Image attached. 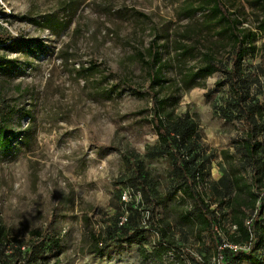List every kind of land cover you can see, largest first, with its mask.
<instances>
[{
    "label": "rangeland",
    "instance_id": "1",
    "mask_svg": "<svg viewBox=\"0 0 264 264\" xmlns=\"http://www.w3.org/2000/svg\"><path fill=\"white\" fill-rule=\"evenodd\" d=\"M224 2L242 26L257 32L262 0ZM0 5V24L14 37L35 41L30 47H0V62L12 63L0 71V114L10 110L8 128L17 135L10 150L0 148V217L24 251L37 240L31 231L38 230L49 234L36 264H181L180 259L218 264L209 257V236L196 234V212L180 190L177 166L167 155H149V148H161L150 122L152 99L115 88L125 81L147 89V68L137 55L147 54L156 40L164 65L163 115L197 125L187 153L204 164L199 192L217 209L221 204L211 183L234 179L232 197L248 187L246 129L233 109L231 81L219 72L197 84L183 80L202 72L208 56L221 66L231 61L232 40L210 12V0H0ZM263 41L264 36L255 42L244 67L251 94L264 103V55L258 51ZM258 140L264 160V134ZM224 214L225 226L235 229L229 211ZM122 224L138 231L130 242H113ZM98 235L102 254L94 252L92 236ZM165 239L171 248L158 258L154 247ZM258 256L264 259V249ZM250 257L246 253L242 264H251Z\"/></svg>",
    "mask_w": 264,
    "mask_h": 264
},
{
    "label": "trees",
    "instance_id": "2",
    "mask_svg": "<svg viewBox=\"0 0 264 264\" xmlns=\"http://www.w3.org/2000/svg\"><path fill=\"white\" fill-rule=\"evenodd\" d=\"M262 2L264 4V0ZM210 3L212 4L209 9L210 12L219 17L232 40L231 61L228 65L221 66L216 64L212 57L208 56L202 72H195L192 76L184 77L183 80L185 82L192 80L193 84H197L196 80L198 78L219 72L231 81L230 95L233 109L238 111V115L246 129L242 141V157L245 163L244 168H252V182L248 187L241 188L242 190L237 191L232 197L230 194L234 187V179H223L219 183H211L210 188L221 204V208L217 209H213V203L208 202L205 195L199 192L198 186L205 179L204 164L203 162L197 163L195 157H190L187 153L189 144L194 139L197 125L195 121L186 117H176L172 113L163 115L164 107L161 106L159 99V89L165 84L164 65L156 40L150 42L147 54L139 53L137 55L147 68L149 80L147 89L134 87L125 81H119L115 88L124 86L137 96H150L152 99L150 122L157 135L158 143L156 147L161 148L156 151L149 148V155L152 157L167 155L177 166L180 190L183 197L192 202V208L196 212L197 218L193 219L196 223V234L206 233L211 240L212 253L209 257H216L218 264H242L243 256L248 253L251 256L249 260L251 264H264V259L258 256L259 250L264 249V192L261 191L264 186V160L258 157L263 148L258 137L264 134V103L256 95L251 94L247 72L244 67L248 53L256 49L255 42L259 37L264 36V19L257 25V32H253L251 29L242 26L240 19L230 12L224 0H210ZM140 16L144 17V15ZM34 42L29 38L14 37L9 30L0 24V47L5 49H15L21 46L30 47ZM258 51L264 55V41ZM11 65L10 62H0V71L9 68ZM254 80L258 84V90H261L263 85L260 79L256 77ZM7 112L0 114V148L3 150H10L17 139L15 132L8 128L10 110ZM225 115L232 116L233 112L225 113ZM122 159L130 167H135V163L129 161L127 156L122 155ZM221 184L223 187L220 189ZM142 189L145 194L151 196L152 191L147 184L144 183ZM257 202H259V206H257ZM224 210L229 211L230 223L231 226H235V229L226 227L224 221H222L221 218L225 215ZM247 218L250 219L249 225L246 224ZM157 230L164 238L165 229L158 226ZM137 231L130 232L122 224L116 231L120 235H112L111 240L115 237L116 239L113 242H130ZM48 234L46 231H31V235L36 237L37 240L31 248L24 251V244L10 232L0 217V264H22L25 262L36 264L41 258L40 243ZM92 240L96 248L94 252L102 254L104 249L100 245H104L103 238L100 235L92 236ZM168 242L165 239V241H160L154 247L156 257L160 258L170 250L171 244ZM53 244L55 250L59 252L60 242L54 240ZM224 244L236 245L241 249L233 250L228 247L221 249ZM243 247H248V251H245ZM141 251L145 252L143 248H141ZM220 255H223L224 258L219 261ZM209 257L205 258L209 259ZM180 262L186 264L183 259H180Z\"/></svg>",
    "mask_w": 264,
    "mask_h": 264
},
{
    "label": "built area",
    "instance_id": "3",
    "mask_svg": "<svg viewBox=\"0 0 264 264\" xmlns=\"http://www.w3.org/2000/svg\"><path fill=\"white\" fill-rule=\"evenodd\" d=\"M122 199L127 202L130 199V197H129V195L127 193H124ZM226 247H228L230 249H233V250L241 249L240 247H238L236 245H228V244H224L223 246H221V249L226 248ZM223 258H224V256L220 255L219 256V261L223 260Z\"/></svg>",
    "mask_w": 264,
    "mask_h": 264
}]
</instances>
